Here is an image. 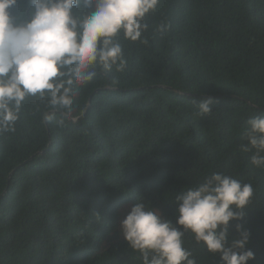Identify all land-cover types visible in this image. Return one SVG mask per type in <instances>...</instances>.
Here are the masks:
<instances>
[{
	"label": "trees",
	"instance_id": "16d2710c",
	"mask_svg": "<svg viewBox=\"0 0 264 264\" xmlns=\"http://www.w3.org/2000/svg\"><path fill=\"white\" fill-rule=\"evenodd\" d=\"M147 22L149 45L125 44L126 70L77 97L82 117L43 127L28 102L0 136V264H141L120 221L143 199L174 220L177 191L211 172L253 185L230 232L242 223L249 264H264V168L240 149L264 116V0H162ZM185 245L197 264H220L190 234Z\"/></svg>",
	"mask_w": 264,
	"mask_h": 264
},
{
	"label": "clouds",
	"instance_id": "9594fccd",
	"mask_svg": "<svg viewBox=\"0 0 264 264\" xmlns=\"http://www.w3.org/2000/svg\"><path fill=\"white\" fill-rule=\"evenodd\" d=\"M162 0H0V136L16 131L26 103L43 127L63 128L77 118L74 107L98 73H123L125 44L149 45L147 17ZM161 22L156 32H166ZM118 83L113 80V84ZM39 101V103H35ZM208 96L195 102L201 114L212 112ZM243 132V152L264 168V116H253ZM255 189L232 175L211 172L181 187L175 219L166 218L146 200L137 201L120 221L127 248L141 264H197L185 236L220 264H249L251 233L242 221Z\"/></svg>",
	"mask_w": 264,
	"mask_h": 264
},
{
	"label": "water",
	"instance_id": "95a60500",
	"mask_svg": "<svg viewBox=\"0 0 264 264\" xmlns=\"http://www.w3.org/2000/svg\"><path fill=\"white\" fill-rule=\"evenodd\" d=\"M90 106V105H89ZM86 113V111L82 114V115H80V116H78L75 120H78L80 117H82L84 114Z\"/></svg>",
	"mask_w": 264,
	"mask_h": 264
}]
</instances>
